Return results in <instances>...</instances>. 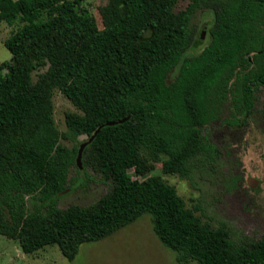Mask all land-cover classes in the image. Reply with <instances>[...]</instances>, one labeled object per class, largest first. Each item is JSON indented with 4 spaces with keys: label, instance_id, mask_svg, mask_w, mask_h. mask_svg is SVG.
I'll list each match as a JSON object with an SVG mask.
<instances>
[{
    "label": "trees",
    "instance_id": "obj_1",
    "mask_svg": "<svg viewBox=\"0 0 264 264\" xmlns=\"http://www.w3.org/2000/svg\"><path fill=\"white\" fill-rule=\"evenodd\" d=\"M82 1L0 0V23L15 27L5 41L12 57L0 64V235L26 255L58 246L74 261L83 245L150 215L178 264H264V236L237 242L161 176L129 172L144 176L146 157L164 175L192 180L221 158L212 127L240 129L256 112L264 121V0H184L181 11L179 0H122L106 29L78 9ZM203 12L213 15L210 41L187 57L202 40L192 20ZM55 89L78 110L66 115L64 133ZM109 122L118 123L83 153L106 194L62 208L59 196L76 186L71 171H81L80 146Z\"/></svg>",
    "mask_w": 264,
    "mask_h": 264
},
{
    "label": "rangeland",
    "instance_id": "obj_2",
    "mask_svg": "<svg viewBox=\"0 0 264 264\" xmlns=\"http://www.w3.org/2000/svg\"><path fill=\"white\" fill-rule=\"evenodd\" d=\"M122 0H84L77 5L86 9L97 19L100 29L111 26V13ZM188 1L179 0L177 10L187 8ZM213 15L198 13L192 20L196 36L201 32L202 40L191 48L186 56L199 54L209 43V30ZM15 27L0 23V64L10 61L12 55L5 46ZM176 69L173 78L176 76ZM258 96V111L264 102L263 91ZM52 102L54 120L60 132L67 131L66 115L78 112L73 103L55 89ZM225 117H228L226 115ZM250 122L238 129L218 123L210 129L211 138L221 151V158L213 171H195L192 180L179 176L164 175L161 163H154L143 157V180L150 176H161L173 186L184 199L187 208L196 212L204 222L214 228L225 226L235 241L258 240L264 236V121L260 113H255ZM87 136H81L85 141ZM69 147L71 142L62 141ZM75 168L70 178H76L72 186L60 197V206L67 208L72 204L89 206L95 203L108 188L103 186L99 176L83 167ZM74 189V190H72ZM0 264H178L176 254L164 247L155 235L150 215H144L137 222L117 231L112 236L97 243L81 247L74 261H68L58 246L46 247L32 255L22 252L20 243L0 235ZM196 264V263H191Z\"/></svg>",
    "mask_w": 264,
    "mask_h": 264
},
{
    "label": "water",
    "instance_id": "obj_3",
    "mask_svg": "<svg viewBox=\"0 0 264 264\" xmlns=\"http://www.w3.org/2000/svg\"><path fill=\"white\" fill-rule=\"evenodd\" d=\"M123 121H121V123H123ZM118 122H109L107 123L106 125H102L97 131L96 133L91 137V139L85 143H83L81 146H80V149H79V152H78V156H77V164L78 166L80 167V169L82 168V165H81V161H82V158H83V153L86 149V147L88 146L89 143H91L94 138L96 137V135L98 134V132L101 130V128H103L104 126H113V125H116Z\"/></svg>",
    "mask_w": 264,
    "mask_h": 264
}]
</instances>
